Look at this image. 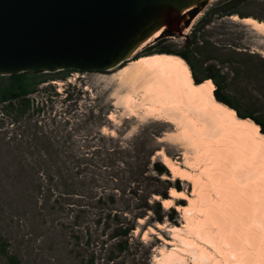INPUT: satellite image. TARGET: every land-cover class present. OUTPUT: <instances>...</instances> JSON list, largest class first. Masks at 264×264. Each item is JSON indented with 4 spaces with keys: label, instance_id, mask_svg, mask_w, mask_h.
<instances>
[{
    "label": "rangeland",
    "instance_id": "rangeland-1",
    "mask_svg": "<svg viewBox=\"0 0 264 264\" xmlns=\"http://www.w3.org/2000/svg\"><path fill=\"white\" fill-rule=\"evenodd\" d=\"M225 1L211 0L200 9L198 18L191 20L182 35L170 37L166 34L152 40L111 71L47 74L48 80L37 87L38 92L30 95L35 102L33 111L31 109L24 116L15 112L5 114V103L0 104V241H5L7 255L14 256L16 264H158L155 256H161V250L167 253L174 246L183 249L177 248L175 252L182 254L188 264H211L207 261L195 263L188 247L178 239H171L169 231L158 228L157 222L149 225L151 222L146 217L137 219L128 248L118 251L116 241L110 238L114 223L103 218L97 222L106 207L105 200L100 202L97 198L103 193L117 192L112 185V174L125 172L126 163L136 165L139 155L146 161L150 157L151 163H162L167 174H155L150 164L149 172L130 185L133 195L117 192L116 208L129 220L135 212L143 211L140 206L146 200L156 199L154 195L150 196L153 191H161L170 185L179 186L186 193L193 189L190 182L176 178L168 170L162 162V155L156 151L161 149L192 174L198 173L202 167V164L194 168L189 166L196 151L182 135V124L149 113L143 106L146 102L143 90L133 89L132 85L115 79L114 74L122 66L147 54L144 52L147 47L155 50L167 46L174 52L188 51L189 62L198 79L206 77V68L209 67L222 78L218 91L228 95L241 112L260 116L264 123V37L250 26L231 20L229 13H209ZM230 13L240 19L252 17L264 22V0H247ZM205 18L208 22L203 23ZM6 83L0 77V88ZM126 94L136 100L135 104L122 101ZM110 113L113 114L111 120L108 118ZM104 128H108L107 133ZM112 132L116 135H111ZM114 139L120 141L115 162L109 165L93 156L89 162L83 163L87 164L83 178L67 191L61 183L51 189L50 195L42 194L28 179L27 172L30 171L26 172V165L34 167L39 162L49 164L60 160L72 163L70 153L78 159L86 151L90 153L94 147L103 146L101 141ZM142 143L144 150L140 148ZM48 145L55 147L47 154L49 150L45 146ZM54 150L59 153V158L54 156ZM63 193L66 195L61 198L64 205L61 206L55 198ZM211 195L215 200V195ZM72 203L71 208L68 204ZM184 204H187L186 200L173 199L169 208H174L177 216L173 222L164 217L163 227L185 223L182 213L174 207ZM134 207L139 209L136 211ZM161 208L169 209L162 204ZM148 215L153 214L148 212ZM195 217L203 219L200 214ZM121 221L125 223L123 219ZM149 227L154 231H148ZM188 230L183 227L182 234L218 258L209 244ZM163 238L173 241L174 246L166 245ZM110 257L113 261H108ZM186 263L176 260L170 264ZM0 264L12 263L0 254Z\"/></svg>",
    "mask_w": 264,
    "mask_h": 264
},
{
    "label": "bare ground",
    "instance_id": "bare-ground-1",
    "mask_svg": "<svg viewBox=\"0 0 264 264\" xmlns=\"http://www.w3.org/2000/svg\"><path fill=\"white\" fill-rule=\"evenodd\" d=\"M197 7V4L188 6L180 16L187 19L188 13ZM230 19L250 26L264 37L263 21L252 17L240 19L235 14ZM167 27L165 22L143 40L131 56L145 44L161 37ZM185 28L184 20H181L177 28L179 33L183 34ZM114 76L122 84L143 90L146 101L143 106L149 113L182 124V135L196 151L189 166L194 168L202 164L201 170L192 174L161 149L156 151L176 178L190 182L193 187L186 193L172 186L168 198L161 199L164 208L172 207L173 199L186 200L187 204L174 206L184 216L185 223L171 227L158 223V228L169 231L171 239H178L188 247L195 263L264 264V134L260 126L249 117L238 116L233 108L218 101L213 80L204 78L195 82L187 62L178 54H145L130 60ZM122 101L135 104L136 100L126 94ZM112 117L110 113L108 118L111 120ZM177 193H183V196ZM211 194L215 195V200ZM165 201L171 203L166 205ZM195 214L202 215L203 219L196 218ZM183 227L209 244L218 258L183 235ZM147 230L154 231L152 227ZM163 241L174 246L171 240L163 238ZM177 248L183 250L177 246L167 253L161 250V256H155V262L170 264L180 260L186 263L182 254L175 252Z\"/></svg>",
    "mask_w": 264,
    "mask_h": 264
},
{
    "label": "water",
    "instance_id": "water-1",
    "mask_svg": "<svg viewBox=\"0 0 264 264\" xmlns=\"http://www.w3.org/2000/svg\"><path fill=\"white\" fill-rule=\"evenodd\" d=\"M208 1L0 0V75L111 71L165 22L162 36L182 35Z\"/></svg>",
    "mask_w": 264,
    "mask_h": 264
},
{
    "label": "trees",
    "instance_id": "trees-1",
    "mask_svg": "<svg viewBox=\"0 0 264 264\" xmlns=\"http://www.w3.org/2000/svg\"><path fill=\"white\" fill-rule=\"evenodd\" d=\"M247 0H226L225 2L221 3L219 8L211 9L210 14L214 13L217 15L220 14H228L230 15L236 7L239 5H242V2H245ZM258 20L262 21L261 19L257 18ZM208 22V20L205 18L203 20V23ZM147 54H155V53H172L175 55H179L183 58L185 62H187L188 66H190L191 73L193 75L194 81L199 83L204 78H211L213 80V83L216 84V87L214 89L215 97L218 101L225 103L226 105L233 108L237 115L242 118H251L257 125H259L261 128V132L264 134V123L260 116L256 117L251 112H241V110L237 107V105H234L231 98L226 94H221V92L218 91V89L221 87L220 83L222 78H219L217 73L211 72L209 70V67L206 68V72L204 78L198 79L196 77V74L193 73L192 70V63L189 62L188 54L186 50L182 49L181 51L174 52L170 48L160 46L159 48H156L155 50H152V48L147 47L144 51ZM61 73H67L70 71H60ZM72 72V71H71ZM47 74L50 73H32V72H22V74H11V75H4L1 76V78H4L7 83L0 88V104L5 103L3 106V111L5 114L11 115L13 112L18 114L19 116H24L27 114L31 109L33 111L34 109V99L30 97V95L38 92L37 87L45 83L47 79ZM41 76V77H40ZM63 79V77H60ZM55 80V79H52ZM56 94V93H55ZM67 97V96H66ZM65 97V98H66ZM37 111H39L37 109ZM155 137V136H154ZM101 143L104 145L102 146H96L88 153L87 151L84 153L85 155H82L81 158L74 157V154L70 153V156H72V159L68 163L67 161L64 162L62 160L50 162L49 164H45L43 162L37 163L34 167L30 165H26L25 169L27 172L28 179L34 183V189L37 192H41L42 194H48L50 195L51 189L55 187V185L58 187L59 185L64 184L66 187V191L72 186L75 185L76 181H80L83 178V172H85V165L83 163L89 162L91 158L99 157V159L102 161V163H108L109 165L113 162H115L117 152L116 148L119 147L120 141L117 139L114 140H103ZM119 143V144H118ZM118 144V146L116 145ZM127 144V143H126ZM49 151L52 152L53 145L45 146ZM140 148L144 150V144L142 143L140 145ZM119 149V148H118ZM120 156V154H118ZM54 156L56 158H59V153L57 150H54ZM111 162V163H110ZM123 162V161H122ZM75 163V165L73 164ZM125 164V163H123ZM151 168L152 171L157 174L161 175L162 173L167 174V169L164 167L162 163H159L157 161H153L151 163V159L146 161V159L143 160L141 158V155L137 158V164L135 165L133 163H126L125 165L128 167L127 170L125 169V172L122 173H116L112 174V185L115 187L114 189H117L118 193H125L128 192L129 194H134L132 192V185L134 181L140 176H145L149 172V168ZM83 182V181H81ZM176 189L181 190L179 186H174ZM171 188V185L168 187H165L161 191H153L151 192L150 196L156 195L159 197V199H154L151 202L145 201L142 206H140L143 211L135 212L131 216H129V220H126L125 216H122V211L117 210L116 204H117V195L118 193L113 191L111 193H104L101 195H98L97 200L102 202L105 200L106 207L102 209L104 211L103 216H98L97 222L100 221V218H103L106 222L114 223L113 228L111 229V239L113 241H116L117 243L115 246L117 250L122 251L128 248L130 238L132 237V230L135 229L137 225V219L140 218H148V220L151 222L149 225H153L154 223H164V217L165 219H168L170 222H173V218L177 216V212L174 208H169L167 211H165L163 208H161V199L168 198V190ZM66 193V192H65ZM68 194V193H66ZM66 194H61L59 196H56L55 201L59 202L61 206L63 205V202L61 201V198L65 196ZM149 196V197H150ZM74 203L68 204V206L73 207ZM125 207V206H124ZM126 209V207H125ZM129 209V208H128ZM134 209H139V207H134ZM137 211V210H136ZM148 212H152V216L148 215ZM108 219V220H107ZM125 222L122 224V220ZM3 240L0 241V254H3L6 256V259L8 262L12 264L17 263V259H15L14 256L7 255L6 248L4 245ZM112 253V250H111ZM108 261H113L112 257L110 259L108 258ZM92 263V260L90 261Z\"/></svg>",
    "mask_w": 264,
    "mask_h": 264
},
{
    "label": "snow or ice",
    "instance_id": "snow-or-ice-1",
    "mask_svg": "<svg viewBox=\"0 0 264 264\" xmlns=\"http://www.w3.org/2000/svg\"><path fill=\"white\" fill-rule=\"evenodd\" d=\"M253 126L255 127V125H253ZM103 131H104L105 133H107V132H108V128H104ZM111 135L115 136L116 133H115V132H112ZM177 195H178V196H183V193H177ZM156 199H159V197H156ZM170 203H171V201H165V204H166V205H167V204H170ZM141 223H143V221H141Z\"/></svg>",
    "mask_w": 264,
    "mask_h": 264
}]
</instances>
